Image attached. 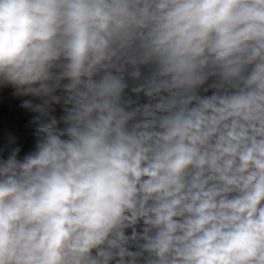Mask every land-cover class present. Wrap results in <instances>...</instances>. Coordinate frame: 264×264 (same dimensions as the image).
I'll use <instances>...</instances> for the list:
<instances>
[{
    "label": "clouds",
    "instance_id": "1",
    "mask_svg": "<svg viewBox=\"0 0 264 264\" xmlns=\"http://www.w3.org/2000/svg\"><path fill=\"white\" fill-rule=\"evenodd\" d=\"M0 264H264V0H0Z\"/></svg>",
    "mask_w": 264,
    "mask_h": 264
},
{
    "label": "trees",
    "instance_id": "2",
    "mask_svg": "<svg viewBox=\"0 0 264 264\" xmlns=\"http://www.w3.org/2000/svg\"><path fill=\"white\" fill-rule=\"evenodd\" d=\"M3 98H4V100H5L6 103H7V102H10L11 99H12L11 94L8 93V92H5V93L3 94Z\"/></svg>",
    "mask_w": 264,
    "mask_h": 264
}]
</instances>
